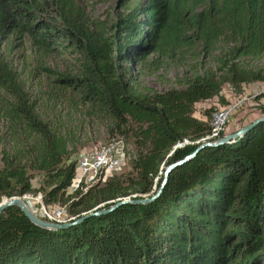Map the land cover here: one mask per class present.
Returning <instances> with one entry per match:
<instances>
[{
	"label": "trees",
	"instance_id": "trees-1",
	"mask_svg": "<svg viewBox=\"0 0 264 264\" xmlns=\"http://www.w3.org/2000/svg\"><path fill=\"white\" fill-rule=\"evenodd\" d=\"M129 1L107 24L77 0H0V202L36 191V171L41 200L67 203L75 218L149 197L169 163L225 135L222 128L203 139L215 108L201 109L200 119L196 103L227 104L224 84L235 92L264 85V63L253 64L264 55V0H118ZM65 54L66 70L52 66ZM150 55L155 70L188 67L192 75L179 78L181 87L139 93L134 64ZM66 93L110 120L135 149L128 171L73 195H66L75 162L65 121L41 113ZM259 110L264 116V104ZM0 264H264V120L173 168L152 202L124 203L60 229L7 207Z\"/></svg>",
	"mask_w": 264,
	"mask_h": 264
},
{
	"label": "rangeland",
	"instance_id": "rangeland-1",
	"mask_svg": "<svg viewBox=\"0 0 264 264\" xmlns=\"http://www.w3.org/2000/svg\"><path fill=\"white\" fill-rule=\"evenodd\" d=\"M77 1L85 8L90 16L99 18L107 24L111 23L118 15L123 14L126 8L133 3V1H129L122 6L119 4L118 0ZM19 51L21 50H16V52ZM152 56L153 55H150L145 62L134 64L136 71L135 84L139 93H144L147 88L161 91L171 87H181L178 81L179 78H183L182 76H185V74L189 76L192 75L188 67H165L160 70H155L150 64ZM69 58L70 55L68 54L56 56L52 59V66L60 70H66L67 65L70 64ZM261 63H264V55L259 61L253 62L254 65H260ZM38 71L41 72V70ZM38 71H35V74H38ZM21 73H23V71ZM49 87L50 84H47L45 86H40V89L48 90ZM29 89L32 95L38 94V89H36V87L31 85ZM221 94L227 99V104L221 105L217 97L201 101L195 104V116L198 115L197 111L210 106H213L215 110L223 106H234L232 114L223 125L225 134L232 133L262 116L259 110V104H264V85L261 82L244 84L238 92L233 91L228 84H224ZM257 96L261 97L256 99ZM41 113L44 118H55L56 116H60V118L65 121L63 132L69 135L71 161L76 162L78 154L80 153L95 151L109 144H113L115 146H122L124 158L120 167L105 172V178L129 170L130 159L135 155V149L131 140L117 132L110 120L93 112L87 104L80 102L73 97L71 93H66L64 97L57 100L51 108L47 110L41 109ZM1 165L0 154V167ZM31 184L36 191L24 194L22 198L25 199L31 210L38 216L47 219L48 216H46L47 213H45L44 209L48 213H53L56 212L59 207L67 208V203L62 205L58 202L45 204L41 200V191L37 190L45 186L42 172H34V178L31 180ZM58 211L60 212V210ZM64 214L65 212L59 216L64 217Z\"/></svg>",
	"mask_w": 264,
	"mask_h": 264
},
{
	"label": "water",
	"instance_id": "water-1",
	"mask_svg": "<svg viewBox=\"0 0 264 264\" xmlns=\"http://www.w3.org/2000/svg\"><path fill=\"white\" fill-rule=\"evenodd\" d=\"M261 120H264V116H261V117L255 119L254 121L240 127L238 130H236L232 133L225 134L223 137L217 138L213 141L201 142L193 152L185 155L182 159H179L177 161L169 163L164 168L162 180L160 182L159 187L157 188L155 193L149 197H140V198H132V199L128 198V199L119 200L118 202H116L114 205L110 206L107 209L94 210V211L88 212V213H86V214H84L78 218H75V216H73V215H68L67 210L65 208H64L65 211L63 210V213L65 212L64 217L63 216L51 217L52 214H55V213L54 212L48 213L43 208L44 211L49 214V215L46 214V216H48V218L46 217L47 219H43L42 217L38 216L35 212H33L31 210V208L28 206L25 199L22 198L23 196H11L9 198H4L0 202V213L3 210H5L7 207L12 206V205H16L22 210V212L28 217V219L30 221H32L34 224H36L37 226L42 227V228H46V229H60V228H67V227H70L73 225H77L89 217L96 216V215H99L102 213H106L107 211H110V210H112V209L116 208L117 206L124 204V203L146 204V203L152 202L161 194V192H162V190H163V188H164V186L168 180L169 173L171 172V170L173 168H175L176 166L181 165L182 163L190 160L192 157L195 156V154L202 147L220 145V144L232 142L235 139L242 137L257 122H259Z\"/></svg>",
	"mask_w": 264,
	"mask_h": 264
},
{
	"label": "built area",
	"instance_id": "built-area-1",
	"mask_svg": "<svg viewBox=\"0 0 264 264\" xmlns=\"http://www.w3.org/2000/svg\"><path fill=\"white\" fill-rule=\"evenodd\" d=\"M233 108L234 106H223L215 110L210 119L211 132L203 138L204 140H210L219 135L224 123L232 114ZM123 158L122 146L113 144L95 151L78 154L75 162V177L71 185L67 187L66 195H73L76 191H85L94 182L104 179L105 172L120 167ZM58 210L54 212L55 214H52V217L62 215L64 207H59ZM47 215L49 214L47 213Z\"/></svg>",
	"mask_w": 264,
	"mask_h": 264
},
{
	"label": "crops",
	"instance_id": "crops-1",
	"mask_svg": "<svg viewBox=\"0 0 264 264\" xmlns=\"http://www.w3.org/2000/svg\"><path fill=\"white\" fill-rule=\"evenodd\" d=\"M198 103H200V102H198ZM198 103H196V104H198ZM197 114H198V115H196V117H198V118H200V119H204V116L201 115L200 111H197Z\"/></svg>",
	"mask_w": 264,
	"mask_h": 264
}]
</instances>
